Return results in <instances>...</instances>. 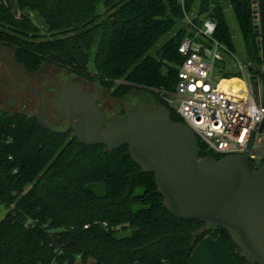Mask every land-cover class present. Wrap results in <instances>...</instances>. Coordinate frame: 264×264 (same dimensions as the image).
<instances>
[{"label":"trees","instance_id":"16d2710c","mask_svg":"<svg viewBox=\"0 0 264 264\" xmlns=\"http://www.w3.org/2000/svg\"><path fill=\"white\" fill-rule=\"evenodd\" d=\"M254 1L229 3L252 71L262 76ZM197 3L201 19L215 23V39L233 51L220 0H0V46L32 74L59 55L77 77L116 98L149 93L181 122L162 93L175 90L179 48L191 36L180 23ZM30 13L47 28L38 45L26 39L40 31ZM199 144L200 159L224 158ZM0 204L8 210L0 218V264H189L206 236L231 243L237 264H255L226 230L175 218L155 175L142 172L127 146L110 153L79 143L74 132L43 129L35 115L1 109Z\"/></svg>","mask_w":264,"mask_h":264},{"label":"water","instance_id":"95a60500","mask_svg":"<svg viewBox=\"0 0 264 264\" xmlns=\"http://www.w3.org/2000/svg\"><path fill=\"white\" fill-rule=\"evenodd\" d=\"M254 8L264 73V0L254 1ZM49 58L63 64L59 55ZM17 86L37 98V119L43 129L55 134L73 131L79 143L104 146L110 153L127 146L142 172L155 175L164 205L175 218L226 230L245 256L264 264V164L255 170L249 155L256 131L245 154L200 159L199 138L183 122L173 121L168 108L151 112L129 109L104 127L98 94L70 85L54 100L58 118L68 122L66 130L57 131L47 124L41 91ZM255 87L264 104V79ZM259 133H264V121Z\"/></svg>","mask_w":264,"mask_h":264},{"label":"built area","instance_id":"2783aa9c","mask_svg":"<svg viewBox=\"0 0 264 264\" xmlns=\"http://www.w3.org/2000/svg\"><path fill=\"white\" fill-rule=\"evenodd\" d=\"M188 25L191 36L179 48L183 63L178 81L164 100L212 154L224 158L245 154L256 131L249 155L254 167L262 166L264 138L259 128L264 104L255 87L260 76L252 71L251 62L248 67L239 63L237 74L223 70L232 73L230 77L218 72L216 65L224 63L223 52L231 55L232 51L215 39V23L189 17Z\"/></svg>","mask_w":264,"mask_h":264},{"label":"rangeland","instance_id":"374dc122","mask_svg":"<svg viewBox=\"0 0 264 264\" xmlns=\"http://www.w3.org/2000/svg\"><path fill=\"white\" fill-rule=\"evenodd\" d=\"M220 3L225 10L227 25L233 37L235 46L231 55L223 52L224 63L217 64L216 67L218 72L221 71V74L223 75H225V72L223 71L225 69L226 72L231 70L234 74H237L239 69V63H241L245 67L249 66V60L246 53V41L237 23L234 11L229 3V0H220ZM30 17L33 19L34 23L40 27V31L36 33V37L30 36L26 39L29 43L38 45L43 42V35H46L47 28L44 21L40 18L38 14L30 13ZM189 17L194 20H200L203 17L199 16V3H197L196 6L193 8V11H191ZM189 17L185 16L184 21L180 23V27L185 28V30L190 33L188 25ZM167 38L168 37H165L160 42V44H163L167 40ZM0 51H4V55L8 58L9 61L14 60L13 50L0 46ZM2 52H0V54ZM152 54H154V51H152ZM2 58L3 57L1 54L0 62L2 61ZM90 70L94 73L93 68H91ZM30 76L34 78V83L30 86L45 91H52L50 94H47V100L44 103V109L46 117L48 118V123L52 128L55 129H59L64 126L56 120V117L53 112V101L57 95L58 86L66 88L70 85H76L88 90V92L97 93L99 96L98 107L101 112H103V122L105 126L112 122L115 117L119 115V113H125L129 109L151 112L152 108L155 109L158 107H162L159 101L154 99L153 96L149 93L133 92L127 97L116 98L112 95L113 89L108 90L105 85H102L98 81L86 80L77 77L76 75L70 73L68 69L65 68L63 65L54 61L44 63L37 74ZM46 86L47 88H45ZM166 94L168 93H162V97L164 98V95ZM0 109L7 111L11 114L21 112L35 116H37L38 111L37 99L33 95L31 96V94H28L25 91L18 90L13 84L11 78L9 77L8 72L5 71L4 67L1 68L0 72ZM98 193L101 194V192ZM7 212V208L4 205L0 204L1 219L5 217Z\"/></svg>","mask_w":264,"mask_h":264},{"label":"crops","instance_id":"0c3cea01","mask_svg":"<svg viewBox=\"0 0 264 264\" xmlns=\"http://www.w3.org/2000/svg\"><path fill=\"white\" fill-rule=\"evenodd\" d=\"M189 264H237L231 243L221 238L206 236L196 246Z\"/></svg>","mask_w":264,"mask_h":264},{"label":"flooded vegetation","instance_id":"af4514ba","mask_svg":"<svg viewBox=\"0 0 264 264\" xmlns=\"http://www.w3.org/2000/svg\"><path fill=\"white\" fill-rule=\"evenodd\" d=\"M2 50V49H1ZM0 52H2V51H0ZM2 54V61L0 62V72H1V68L2 67H4V69H5V71H7L8 72V75H9V77L11 78V80L13 81V84L15 85V87L18 89V90H22V89H20L17 85H20V86H30V85H33V83H34V78H32V76H30V75H35V74H32V73H29V72H27L26 71V69L24 68V67H22L21 65H19L18 63H17V61L15 60V56L13 57V61H9L8 60V58L4 55V51L1 53ZM0 54V55H1ZM37 74V73H36ZM260 78H261V81H262V79H264V73L262 72V76H260ZM16 83V84H15ZM76 86V85H75ZM77 87H79V86H77ZM45 88H47V86L45 87ZM65 88V87H64ZM64 88H62V87H59L58 86V92L60 91V90H62V89H64ZM79 88H81L82 90H84V91H87L88 92V90H86V89H84V88H82V87H79ZM40 91H41V93H42V97H43V108H44V103H45V101L47 100V94H50L52 91H45V90H41V89H39ZM22 91H24V90H22ZM26 92V91H25ZM57 92V93H58ZM28 93V92H27ZM28 94H31V93H28ZM31 96H32V94H31ZM34 96V95H33ZM35 97V96H34ZM36 98V97H35ZM260 98H262L261 96H260ZM12 99V98H11ZM13 99H15V98H13ZM37 99V98H36ZM55 100V99H54ZM28 101V100H27ZM27 103V102H26ZM53 105H54V101H53ZM97 105H99V96H98V103H97ZM153 110V108L151 109V111ZM53 112H54V115H55V117H56V120L61 124V125H64L65 126V128H64V126L62 127V128H59V129H55V128H52L51 126H50V124L48 123V118L46 117V113H45V109H44V113H45V117H46V121H47V124H48V126L50 127V128H52V129H54V130H57V131H64V130H66L67 129V127H68V122L67 121H61L59 118H58V115H57V113L55 112V110H54V106H53ZM122 113H119V115H121ZM101 123H102V125H104V127H106L105 126V124H104V122H103V112H102V120H101ZM111 123V122H110ZM109 123V124H110ZM108 124V125H109ZM73 132V131H72Z\"/></svg>","mask_w":264,"mask_h":264},{"label":"bare ground","instance_id":"6f19581e","mask_svg":"<svg viewBox=\"0 0 264 264\" xmlns=\"http://www.w3.org/2000/svg\"><path fill=\"white\" fill-rule=\"evenodd\" d=\"M228 84H231V83H228Z\"/></svg>","mask_w":264,"mask_h":264}]
</instances>
